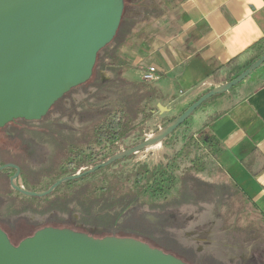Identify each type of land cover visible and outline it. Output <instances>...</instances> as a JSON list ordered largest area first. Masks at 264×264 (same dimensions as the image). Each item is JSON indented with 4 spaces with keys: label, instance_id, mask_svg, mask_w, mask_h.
Listing matches in <instances>:
<instances>
[{
    "label": "rangeland",
    "instance_id": "obj_1",
    "mask_svg": "<svg viewBox=\"0 0 264 264\" xmlns=\"http://www.w3.org/2000/svg\"><path fill=\"white\" fill-rule=\"evenodd\" d=\"M167 4L164 0H126L125 12L128 16L141 15L148 20L149 25H152L156 17L169 16L170 9ZM169 20L171 18H166L164 22L168 23ZM138 29L143 30V27ZM112 45L115 47L117 42H113ZM112 49L110 48L111 51ZM106 55L107 52L102 56ZM117 59L124 61L127 66L128 62L123 56H117L108 62V66L111 68L117 66ZM140 73L141 71L136 69L123 70L122 75L129 85L122 87L96 85L95 75L89 83L72 90L57 103L47 118L38 123V127L53 133L55 139L66 142L68 151L73 155L69 160L78 161V157H75L77 154L80 158L88 155L84 148L85 143L81 140L86 131L105 114L104 108L107 103L126 100L135 94L134 86L142 82ZM110 76V72L99 73L102 82L109 81ZM242 84L243 82L235 88ZM143 90L149 91V87L144 86ZM211 102L205 103L188 120L189 130L196 137L198 133L192 129L198 130L197 128L207 123V120H204L205 113ZM168 114L169 112L164 114L158 112L149 116L137 133V141L143 140V144L149 141L150 137L160 131L168 121L163 120V116ZM201 118L203 120H200ZM55 139L52 142L55 154L59 156L61 145ZM165 140L144 147L129 157L118 159L120 162L112 165L110 171L119 178V181L124 182L127 176L142 167L153 170L160 165H166L172 157L173 150L168 144H164ZM75 145L81 147L78 149ZM124 148L125 146L121 147L120 154L128 152L123 150ZM39 154L42 156V151ZM67 157L59 158L56 167L60 168L58 163L64 164ZM215 161L216 159L212 158L208 170L197 175L195 179L187 180L185 187L180 184L166 195L158 197L141 195L137 202L124 212L117 206H111V203L106 207L104 204L92 207L82 205V202L87 201V197L84 196L75 203L76 209L70 218L76 222V229L70 230L95 239L116 237L135 240L186 264H264V220L247 199L229 185ZM85 169H81V172ZM55 174L58 176L56 168L50 177L52 180ZM48 178L46 175L45 180ZM31 186L38 187L37 184ZM75 186L72 185V188ZM65 190H68V187ZM20 197V201H25L37 212L47 204L46 200ZM10 210L12 208L7 204L0 206V213L4 218L0 219V229L7 234L13 245H18L48 225L55 229H64V225L67 226L66 222L59 220L60 217L53 219L57 217L53 211L48 216H42L35 211L19 213L17 210ZM65 212L68 215L69 212L64 210H60L59 214L62 216ZM29 224L34 226H31L34 231L24 230L19 233L13 230Z\"/></svg>",
    "mask_w": 264,
    "mask_h": 264
},
{
    "label": "water",
    "instance_id": "obj_2",
    "mask_svg": "<svg viewBox=\"0 0 264 264\" xmlns=\"http://www.w3.org/2000/svg\"><path fill=\"white\" fill-rule=\"evenodd\" d=\"M125 1L0 0V129L18 119L41 121L72 90L91 81L99 54L118 34ZM263 64L264 56L235 81L201 97L167 127L160 142L207 101L237 87ZM158 109L160 114L169 111L162 105ZM148 146L146 141L101 167ZM79 178L81 174L68 181ZM61 183L42 194L19 190L42 197ZM0 264L186 263L131 239H95L70 229L44 228L18 245L0 229Z\"/></svg>",
    "mask_w": 264,
    "mask_h": 264
},
{
    "label": "crops",
    "instance_id": "obj_3",
    "mask_svg": "<svg viewBox=\"0 0 264 264\" xmlns=\"http://www.w3.org/2000/svg\"><path fill=\"white\" fill-rule=\"evenodd\" d=\"M165 2L169 16L156 17L152 25L147 20L142 26L146 34L123 54L127 66L117 59L112 68L140 70L142 78L147 68L155 66L159 79L149 85L158 95L150 106L167 108L163 120L169 121L205 93L226 85L222 79L215 81V70L258 42L257 48L264 49V0ZM247 61L242 67L248 66ZM213 99L205 113L207 123L192 130L217 138L222 148L217 166L264 220V64L241 86Z\"/></svg>",
    "mask_w": 264,
    "mask_h": 264
},
{
    "label": "trees",
    "instance_id": "obj_4",
    "mask_svg": "<svg viewBox=\"0 0 264 264\" xmlns=\"http://www.w3.org/2000/svg\"><path fill=\"white\" fill-rule=\"evenodd\" d=\"M139 6H143V4H139ZM146 23L147 19L143 16H128L124 11L120 29L114 40L117 45L114 47L112 43L98 56L92 78L94 79L96 75V85L104 87L129 85L122 75L123 70H115L109 67L108 62L113 61L117 56H123L126 50L128 51L133 47L134 41L144 32V28L142 31H138V28L141 26L145 27ZM259 44L260 42L254 44L245 53L240 54L226 65L215 70L212 74L215 81L222 79L224 84L231 83L257 63L264 56V49L257 48ZM110 48H113L112 51ZM105 52H107V55L103 57L102 55ZM244 59H248L246 68L242 67ZM103 71L110 72L112 75V78L107 82H102L99 79V73ZM100 81L102 84H100ZM144 86L149 87V91L143 90ZM134 87L136 92L131 98L115 103H107L105 105L106 108H104L106 110L105 114L89 127L83 139H81L82 143H85L84 148L88 151V155L86 157L82 156L83 158H80L79 154L75 156L76 158L78 157V161L74 162L75 167L71 175H77L83 168H86V170L82 172L81 178L72 181L66 186H61L56 192L57 196L68 198L69 192L65 188L71 186L70 198H68L66 203H47L39 211V214L48 216L53 211L58 215L60 210H64L69 212L68 214L71 217L76 209L75 203L84 196L87 197V201L82 202V205L87 204L92 207L96 204H104V207H106L107 204L111 203V206H117L118 209H121V212H124L134 205L141 195L149 194L152 197H158L166 195L180 184L185 187L187 180L195 179L197 175L205 173L210 166L211 159L215 160L218 157L222 151L220 142L215 136L207 133L200 132L196 137L189 130L187 124L189 118L182 126L172 132L170 137L168 136L164 142L173 150L172 157L166 165H160L153 170L142 167L127 176L124 182L119 181V178L110 171V167L120 162V160L114 161L111 165L101 167L113 157L119 155L121 147L125 146L123 150L130 151L142 145L143 140L137 141V133L140 132L139 130L149 116L159 112L158 108L150 107L157 99L158 94L155 89L143 81L137 83ZM219 95L222 94H218L213 98ZM185 111L175 120L167 121L162 128H167L170 124L177 121ZM131 142L132 144H127ZM52 143L51 147H53ZM80 147L75 145V148L79 149ZM58 154L59 156L56 155L58 159L65 157L63 152ZM93 168L97 169L91 172ZM72 185L76 186L72 188ZM42 191L44 190L40 189L37 192ZM19 206H17V212L19 213L33 212L35 210L27 203Z\"/></svg>",
    "mask_w": 264,
    "mask_h": 264
},
{
    "label": "flooded vegetation",
    "instance_id": "obj_5",
    "mask_svg": "<svg viewBox=\"0 0 264 264\" xmlns=\"http://www.w3.org/2000/svg\"><path fill=\"white\" fill-rule=\"evenodd\" d=\"M44 119L41 121L18 119L8 123L0 129V168L5 167V169L0 170V206L7 204L12 210H18L17 206L20 207L19 205L25 203V201H20V196L46 200L47 203L53 204L66 203L68 198H70L71 186H68V198L57 196L56 192L61 186H66L72 182L68 181V179L72 177L71 173L75 167L74 160H69V157H73V155L68 151L66 142L64 143L60 141V139H55L53 133L38 127V123L42 122ZM53 139L61 145V151L64 149L62 152L65 157L68 156L64 164L58 163L60 168L56 167L59 159L56 157L53 143V147H51ZM41 151L42 156L39 154ZM62 152L58 153L62 154ZM84 157H86V155ZM55 168L58 170V176L55 174V178L52 180L50 177ZM17 174L19 175L15 178ZM78 174H82V172L80 171ZM46 175L50 178H48L49 180H45ZM58 182L62 183L51 194L42 197L26 196L20 191L24 190L42 194L48 192ZM32 184H37L38 187L31 186ZM38 189H44V191L37 192ZM33 211L39 214L36 210ZM56 216V218H53L54 220L60 217L59 220L61 219L66 222L67 226L64 225V229H76V222L71 221L69 214L67 215L66 212L62 216L60 214ZM0 219H4L1 213ZM31 226L33 225L29 224L21 228L16 227L13 230L19 233L24 230L31 231L34 227ZM44 228L51 227L48 225V227Z\"/></svg>",
    "mask_w": 264,
    "mask_h": 264
},
{
    "label": "built area",
    "instance_id": "obj_6",
    "mask_svg": "<svg viewBox=\"0 0 264 264\" xmlns=\"http://www.w3.org/2000/svg\"><path fill=\"white\" fill-rule=\"evenodd\" d=\"M159 79V73L155 66H150L142 74V81L147 84H154Z\"/></svg>",
    "mask_w": 264,
    "mask_h": 264
},
{
    "label": "bare ground",
    "instance_id": "obj_7",
    "mask_svg": "<svg viewBox=\"0 0 264 264\" xmlns=\"http://www.w3.org/2000/svg\"><path fill=\"white\" fill-rule=\"evenodd\" d=\"M168 128H162L160 131H158L156 134H154L152 137H150V140L147 141L149 145L157 144L160 142V139L164 136V134L167 132Z\"/></svg>",
    "mask_w": 264,
    "mask_h": 264
}]
</instances>
